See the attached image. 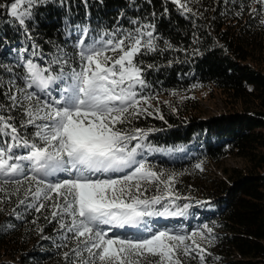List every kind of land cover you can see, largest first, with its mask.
I'll list each match as a JSON object with an SVG mask.
<instances>
[{"label":"snow or ice","instance_id":"6c2138e0","mask_svg":"<svg viewBox=\"0 0 264 264\" xmlns=\"http://www.w3.org/2000/svg\"><path fill=\"white\" fill-rule=\"evenodd\" d=\"M48 2L0 0V15L6 12L30 41L12 62L0 61V213L34 225L41 240L61 250L65 264H186L197 258L204 264L201 241L211 243L204 232L154 230L149 218L184 214L165 203L173 196L176 174L148 160L157 150L145 143L152 129L131 126L159 111H150L156 93L148 80L149 72L165 66L158 60L187 52L158 30L157 19L170 13L169 0L146 13L129 0L127 7L137 15L121 10L115 25L97 29L96 37L90 22L65 19L64 34L78 33L73 51L67 40H48L54 51L46 53L32 34V21ZM81 2L87 7V0ZM192 2L170 0L186 18L196 15ZM59 3L70 7L69 0ZM251 3L259 5H249L251 14H264V0ZM143 4L154 9V0ZM149 56L150 62L144 59ZM174 62L181 61L166 64ZM150 188L159 194L146 196ZM47 225L55 237L46 234ZM114 229L133 232L120 235Z\"/></svg>","mask_w":264,"mask_h":264},{"label":"trees","instance_id":"16d2710c","mask_svg":"<svg viewBox=\"0 0 264 264\" xmlns=\"http://www.w3.org/2000/svg\"><path fill=\"white\" fill-rule=\"evenodd\" d=\"M128 2L87 0L86 7L81 0H69L70 7L65 8L59 0H49L32 21V34L46 53L54 51L45 43L48 40L59 44L67 40V50L73 51L78 33L64 34L65 19L90 22L91 35L96 37L97 29L115 25L121 10L137 15ZM137 3L142 13L161 9V0H154V9L143 0ZM249 5L259 8L251 0H193L189 7L196 15L186 14V18L169 0L170 13L157 19L158 30L187 52H171L158 60L165 66L149 72L148 80L156 93L150 111H159L142 115L131 125L152 129L145 143L157 150L148 160L156 169L176 174L173 196L165 203L170 211L183 210L184 214L149 218L154 230L204 232L211 241H201L206 249L204 264H264V14H251ZM120 23L128 26L126 20ZM24 46H30V41L22 29L6 12L0 15V61L12 62ZM8 49L12 51L5 55ZM144 59L150 62L153 57ZM168 59L181 62L167 66ZM197 88L217 90L224 100L223 110L202 117L186 106L185 94ZM160 96L168 99L158 101ZM225 157L239 158L243 165H222ZM209 163L223 174L211 173ZM156 194L150 188L145 195ZM6 223L15 227L0 228V264H65L61 250L52 240H41L34 225L0 213V225ZM45 231L56 236L51 225ZM114 231L120 235L133 232ZM186 264H200V260L188 259Z\"/></svg>","mask_w":264,"mask_h":264},{"label":"rangeland","instance_id":"374dc122","mask_svg":"<svg viewBox=\"0 0 264 264\" xmlns=\"http://www.w3.org/2000/svg\"><path fill=\"white\" fill-rule=\"evenodd\" d=\"M185 95H187V101L183 100L184 104L186 106H192V108L196 109L202 117L214 115L222 111L224 108V100L217 90H213L211 88H197L189 91ZM166 99H168L167 96H160L157 98L158 101H164ZM192 108H190V110L193 111ZM221 163L226 166L243 165V161L235 157H225ZM207 169H210L211 173H217L218 175L223 174L221 168L215 166L213 163L207 164Z\"/></svg>","mask_w":264,"mask_h":264}]
</instances>
